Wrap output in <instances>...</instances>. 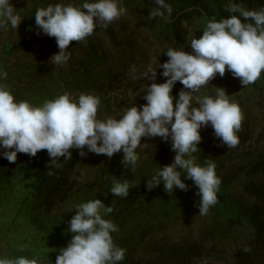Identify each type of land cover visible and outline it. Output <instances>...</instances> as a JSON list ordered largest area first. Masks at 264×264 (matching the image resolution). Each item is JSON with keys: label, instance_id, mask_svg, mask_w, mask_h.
Returning <instances> with one entry per match:
<instances>
[{"label": "rangeland", "instance_id": "rangeland-1", "mask_svg": "<svg viewBox=\"0 0 264 264\" xmlns=\"http://www.w3.org/2000/svg\"><path fill=\"white\" fill-rule=\"evenodd\" d=\"M86 2L98 0H10L23 20L19 28H12L10 24L0 28V86H4L17 102L27 101L41 106L65 93L77 99L83 93L99 97L97 119H119L125 109L147 104L143 99L144 91L152 82L142 78L143 72L149 67L157 69L155 82L165 83L167 78L162 75L164 70L159 65L169 60L165 54L167 50L183 48L192 54L191 40L200 38L208 23L198 14L191 25L182 23L186 34L185 42L179 48L173 37L166 38L161 17L148 18L153 7L151 0H118V6L126 9L125 13L107 28L97 27L83 41H73L67 50L71 53L67 63L51 64L50 58L60 49L56 38L42 33L37 35L40 30L35 23L36 10L55 4L82 6ZM20 41L29 42L30 48L10 53ZM132 66L137 69L134 74ZM4 72L7 73L6 78ZM216 87L223 88L230 101L237 103L242 110L244 119L237 132L239 143L229 149L215 136L209 123L200 129V151L193 156L200 166H205L206 159L212 160L217 176L231 179L252 163L264 160V83L255 90L253 84L244 87L232 72L224 77L215 76L194 94L193 106L199 107L195 97H214ZM183 89L184 85L176 82L171 93L174 105ZM4 151L0 146L3 158ZM84 151L87 155L80 157L79 171L71 182L69 197L49 212H41L36 202H31L28 210L21 205L19 198L24 196V185L13 191L0 190V259H15L21 254L40 258L44 253H60L59 249L67 247L72 239V233L68 231L69 222L76 214L77 205L95 199L106 206L114 205L112 194L107 191L106 177L101 171L106 161L114 160L119 177L122 172H133L131 166L126 169L122 163L123 151L111 158L88 152L87 147ZM136 152L139 160L133 173L144 175L147 180L159 168L161 158L166 156L168 165H171L176 155L172 151L171 140L165 142L161 137L142 138ZM8 165L16 172V163L8 161ZM243 178L235 186L229 185L227 208L219 215L210 211L207 215H199V189L186 175L181 179L193 192L176 188L169 194L161 183L141 198L139 203L144 208L136 209L125 204L119 219L126 224L125 234L132 237L129 240L136 248L131 249V255L125 254L131 256L130 264H237L241 251L249 252L254 264H264V258L256 256L249 247L254 235L250 227H235L230 233H225L229 214L239 215L244 209L243 203L247 209L257 202L243 191V186L249 184ZM136 179L130 187L139 192L147 189L146 186L142 188Z\"/></svg>", "mask_w": 264, "mask_h": 264}, {"label": "clouds", "instance_id": "clouds-1", "mask_svg": "<svg viewBox=\"0 0 264 264\" xmlns=\"http://www.w3.org/2000/svg\"><path fill=\"white\" fill-rule=\"evenodd\" d=\"M154 4L149 19L165 17V13L171 17L173 9L165 0H154ZM125 11L118 6V0L38 8L34 16L40 30L37 35L42 33L56 38L60 49L50 58V63H67L71 57L67 50L73 41H83L97 27L107 28ZM225 11L232 13L230 18L219 22L210 20L203 35L191 40L192 54L183 48L167 50L165 54L169 60L159 65L167 78L165 83L155 82L157 69L149 67L143 72L142 78L152 82L144 91L143 99L147 104L125 109L119 119H97L100 99L94 95L81 93L77 99L65 93L41 106H34L27 101L17 102L4 86H0V146L5 150L4 158L15 163L18 153L35 157L41 150H47L51 158L47 168L52 169L61 168L70 161L73 148L80 150L81 157L87 155L85 147L88 152L109 158L122 150V163L126 169L131 166L134 172L139 160L136 149L142 138L161 137L165 142L170 139L172 151L176 153L174 162L160 166L147 180L146 187L151 191L163 183L169 194L176 188L188 191L181 179L186 175L199 189V215H207L217 202L221 180L212 160L206 159L205 166H200L193 156L200 151V129L211 123L215 136L230 149L239 143L237 132L244 115L223 88L216 87L214 97H195L199 107L193 106L194 94L217 73L224 77L226 70L231 71L246 87L256 82L264 70V8L249 10L242 4L232 3ZM0 17L3 18L0 28L8 24L19 28L23 20L10 0H0ZM241 17L248 22H242ZM136 71L132 66L131 72ZM3 76L6 78L7 73ZM132 78L135 79V75ZM176 82L184 85V89L174 105L171 93ZM61 157L65 158L64 163L60 162ZM47 174L54 173L50 170ZM111 180L112 195L127 198L131 182L114 175ZM101 211L111 213L113 209L99 199L77 205L76 214L69 222L72 239L67 247L59 249L55 264H117L124 259L126 250L115 245L111 235L118 228L112 221L103 219ZM0 264H38V260L21 256L0 259Z\"/></svg>", "mask_w": 264, "mask_h": 264}, {"label": "trees", "instance_id": "trees-1", "mask_svg": "<svg viewBox=\"0 0 264 264\" xmlns=\"http://www.w3.org/2000/svg\"><path fill=\"white\" fill-rule=\"evenodd\" d=\"M151 1L154 7V0ZM165 3L170 4L173 9L170 18L167 16V13H165V17H161L166 28V38L173 37L175 45L179 48L184 44L186 34V30L181 26L182 23L191 25L194 16L197 14L200 19L205 22H209L213 19L219 22L222 19L231 17L232 13L226 12L225 8L232 3L242 4L249 10H259L264 8V0H165ZM235 15L239 16V13H236ZM241 20L245 23L248 22L242 17ZM25 48H30V43L20 41L9 52L14 53ZM229 72L231 71L226 70L225 75ZM216 76H220L219 73H217ZM261 83H264V70H262L261 76L258 80L252 83L255 86V90ZM70 151L72 153V159L63 164V167H53L52 169L47 168V165L51 161L47 150H41L35 157H31L24 153H18L15 162L17 165L16 172L10 169L8 161L0 156V190L8 189L13 191L16 190L19 185H24V196L19 198L21 205H23V207H28L31 202H36L38 209H40L41 212H49L57 206L58 203L67 200L70 194L73 177L79 171L81 157L79 154L80 150L73 148L70 149ZM64 160V157L60 158L61 163H64ZM114 164V160L106 161L105 166L101 171L102 176L107 177L105 184L108 188V193L112 194L111 177L113 175L121 180L127 179L131 182V185L137 177L136 182L142 185V188L146 186L147 177L129 171H126L125 173L122 172L119 177L120 172L114 168ZM166 165H168V161L165 156L161 158L159 167ZM50 170L54 173L53 175L47 174ZM156 171L157 169L154 173H151L150 176L154 175ZM242 176L249 183L248 185L243 186V191L250 197H254L257 202L247 209H245L246 205L243 203L242 206L244 209H242L239 215L229 214L228 229L225 233H230L235 227H250L254 231V235L250 241L249 247L253 250L256 256L264 258V160L252 163L249 168L243 169L240 173H235L231 179H220L221 185L217 192V202L209 211L212 212L211 214L219 215L226 210L228 204L226 195L228 194L227 190L229 191V185L231 184L235 186ZM152 191L153 190L149 191L148 189H145L139 192L136 188L130 187L129 196L127 198L112 195L111 202L114 203V205H111L113 209L111 213H104L103 211L101 213L103 219L110 220L117 226L118 231L111 233V235L114 244L126 250L125 254L129 253V255H131V251L134 249L136 250V248L133 246V242L130 241L132 237L128 238L127 234H125L126 224H123L119 218L125 210V204H127L128 207L130 204L136 209L144 208L145 206L139 202L141 198ZM190 191L193 192L192 190ZM28 209L29 207L27 210ZM116 211H118L117 214ZM34 221L35 220L33 219L32 222ZM59 254L60 253L55 252L44 253L40 258L32 254L25 256L21 254V256L29 259L35 258L42 262L41 264H49L51 261L52 264H54L56 256ZM191 257H194V254L191 255ZM237 259V264H254V259L247 251L239 252ZM130 261L131 256H125L124 259L117 262V264H130ZM183 264H191V262H183Z\"/></svg>", "mask_w": 264, "mask_h": 264}]
</instances>
